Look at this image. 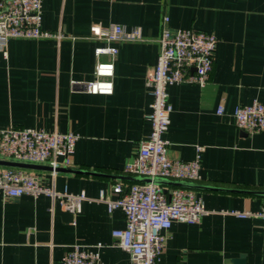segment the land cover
Segmentation results:
<instances>
[{"label":"crops","instance_id":"obj_1","mask_svg":"<svg viewBox=\"0 0 264 264\" xmlns=\"http://www.w3.org/2000/svg\"><path fill=\"white\" fill-rule=\"evenodd\" d=\"M42 11L43 28L66 37L12 39L0 51V128L77 134L74 154L59 167L69 171L25 170L58 193H85L87 200L69 220L51 212L48 196L0 193V264H62L73 245L98 243L105 245V264H131L112 237L125 228V213H110L100 197L114 200L113 185L136 183L125 170L151 133L146 79L166 17L173 30L214 34L218 42L204 88L188 82L168 88V154L192 161L204 147L192 190L208 213L196 224L174 222L159 264H264V221L229 214L257 212L264 203V130L242 131L234 117L239 105H264V0H43ZM111 24L139 27L144 40L114 44L116 56L98 58L95 49L106 43L91 28ZM99 61L114 63L112 94L86 90Z\"/></svg>","mask_w":264,"mask_h":264},{"label":"built area","instance_id":"obj_2","mask_svg":"<svg viewBox=\"0 0 264 264\" xmlns=\"http://www.w3.org/2000/svg\"><path fill=\"white\" fill-rule=\"evenodd\" d=\"M43 0H0V51L7 50L12 39H56L66 36L42 26ZM164 19L159 38L160 52L153 71L147 76L146 87L153 97L151 133L140 141L136 156L127 164L126 174L133 177L165 179L175 182L200 181V162L204 147L198 146L192 161L174 160L168 154L165 135L171 123L173 107L170 103L169 86L188 82L204 88L214 67L217 38L214 34L194 29L173 30ZM92 36L106 43L95 49L96 57L116 56L119 49L114 44L143 41L141 28H127L111 24L107 28L93 26ZM96 79L86 84L91 94L113 93L114 63L97 62ZM218 114L224 113L220 106ZM234 117L238 128L250 134L264 130V105L254 101L236 107ZM79 136L73 132H46L36 128H0V160L48 165L59 168L66 165L75 152ZM0 193L4 198L29 195L34 198L48 196L53 200L54 213L57 201L70 212L79 213L87 200L85 193L75 195L65 190L56 192L40 183L33 173L20 168L0 166ZM116 199H106L101 192L100 200L106 202L111 213L121 209L126 216V226L112 231L115 245L127 252L131 264H159L165 250L167 233L174 222L196 224L208 211L203 199L194 190L184 187L166 189L151 183L113 185ZM238 218L264 221V203L257 212L232 211ZM103 243L94 246L73 245L62 259V264H105L101 258Z\"/></svg>","mask_w":264,"mask_h":264},{"label":"water","instance_id":"obj_3","mask_svg":"<svg viewBox=\"0 0 264 264\" xmlns=\"http://www.w3.org/2000/svg\"><path fill=\"white\" fill-rule=\"evenodd\" d=\"M0 166H5V167H13V168H20V169H32V170H50V171H69L67 169H63V168H52L51 166H44V165H37V164H29V163H19V162H12V161H5V160H0ZM132 180L136 183H155L157 185L160 186H176V187H184V188H188V189H194L197 188V184L196 183H192V182H175V181H169V180H165V179H154L151 180L150 178H141V177H133ZM264 193V192H262ZM62 204L60 201L56 202L55 205V210L56 213L62 216H65L67 219L70 220V218L72 217V214L69 210H66L65 212L62 211ZM239 264H243V262H239Z\"/></svg>","mask_w":264,"mask_h":264}]
</instances>
